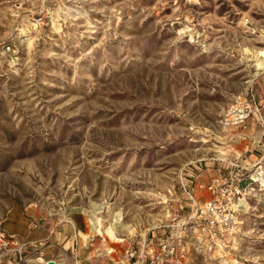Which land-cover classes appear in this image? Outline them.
I'll use <instances>...</instances> for the list:
<instances>
[{
    "label": "rangeland",
    "instance_id": "1",
    "mask_svg": "<svg viewBox=\"0 0 264 264\" xmlns=\"http://www.w3.org/2000/svg\"><path fill=\"white\" fill-rule=\"evenodd\" d=\"M250 94L264 0H0V241L42 229L53 257L27 247L31 264H115L179 236L187 180L199 203L198 183L236 174L252 180L235 229L186 264H264V123L220 124ZM72 216L85 231L54 238Z\"/></svg>",
    "mask_w": 264,
    "mask_h": 264
},
{
    "label": "built area",
    "instance_id": "2",
    "mask_svg": "<svg viewBox=\"0 0 264 264\" xmlns=\"http://www.w3.org/2000/svg\"><path fill=\"white\" fill-rule=\"evenodd\" d=\"M40 20L39 18L38 21ZM5 50L9 52L10 46L7 45ZM263 109L264 100L250 94L230 104L223 111L220 124L224 129L246 128L251 120L263 125ZM250 180H252L251 177L235 174L222 180L212 177L206 182L198 183V188L211 196L203 204H199L194 196V187L191 185L193 181L187 180L182 186L185 197L191 203V209L190 214L175 225L179 236L169 244L157 241L161 246L160 251L153 249L152 240L147 242L144 239L138 247H129L123 258L115 264H186L189 262L188 252L191 242L201 246L202 238H215L220 235V232L235 229L238 223L237 215L244 200L243 192L246 191L247 182ZM177 216L178 214H175V217ZM37 228L36 225H32V229ZM52 233L50 231L49 236ZM48 237L38 241H23L15 236L2 237L0 247L14 253V259L7 264H31V259H26L27 247L39 259L45 249L53 246L52 243H46ZM50 263L54 264L52 261L48 264Z\"/></svg>",
    "mask_w": 264,
    "mask_h": 264
},
{
    "label": "crops",
    "instance_id": "3",
    "mask_svg": "<svg viewBox=\"0 0 264 264\" xmlns=\"http://www.w3.org/2000/svg\"><path fill=\"white\" fill-rule=\"evenodd\" d=\"M246 137L248 138V142H247V146H246V151L250 152L251 154H249L246 158L244 163L249 164L251 162H253L255 159H257V157L253 154V145L256 142V137L254 138L252 135L246 134ZM257 144V143H256ZM258 146V145H257ZM197 199L199 200V204H201V201H203L202 203L206 202L209 197L208 195L204 194V195H199V198L197 196ZM71 222H65V223H61L60 226L58 227V232L55 233V237L58 240L61 239V237H63V239H72L73 237H75L76 231L77 233H82L83 231H85V222L82 218L78 217V216H72L71 217ZM74 226V227H73ZM71 236H69L70 234ZM11 234V233H10ZM27 234V233H26ZM25 234V235H26ZM44 234V231H42V229L40 230H34L29 232V235H27V237L29 236L30 239L32 241H38V240H42L41 236ZM62 234H65L66 236H62ZM42 256H44L45 258L51 259L53 257V254L48 251V248L45 249L42 252Z\"/></svg>",
    "mask_w": 264,
    "mask_h": 264
},
{
    "label": "water",
    "instance_id": "4",
    "mask_svg": "<svg viewBox=\"0 0 264 264\" xmlns=\"http://www.w3.org/2000/svg\"><path fill=\"white\" fill-rule=\"evenodd\" d=\"M50 264H52V263H50Z\"/></svg>",
    "mask_w": 264,
    "mask_h": 264
}]
</instances>
